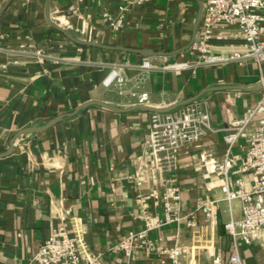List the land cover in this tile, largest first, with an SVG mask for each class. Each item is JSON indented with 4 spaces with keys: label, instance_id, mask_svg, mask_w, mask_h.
<instances>
[{
    "label": "crops",
    "instance_id": "crops-1",
    "mask_svg": "<svg viewBox=\"0 0 264 264\" xmlns=\"http://www.w3.org/2000/svg\"><path fill=\"white\" fill-rule=\"evenodd\" d=\"M8 1L0 7V154L10 150L21 131L67 116L45 131L19 136L13 152L0 157V264H28L62 224L64 210H70L68 229L80 237L83 249L103 253L102 264H125L114 247L123 236L146 227L137 217L135 198L152 184L146 177V183L137 185L130 176L144 163L156 113L80 108L91 101L129 108L137 102L131 93H146L147 104L155 107L199 96L195 102L210 110L217 131L185 149L175 173L183 190L181 213L193 214L197 226L171 223L149 236L164 246L180 242L186 251L180 264H214L217 254L222 264H234L235 245L225 225L242 218L241 201L222 199L207 165L226 152L225 129L259 101L264 87L246 89L260 84V71L254 61L180 70L141 67L145 59L159 67L195 61L190 44L203 0H150L144 5L50 0L51 19L75 38L132 51L74 43L48 23L46 0H11L4 9ZM121 6L125 27L115 31L104 13L117 17ZM236 43L241 40L213 42L217 52L230 51ZM36 50L46 56L43 63ZM120 68L127 78L123 95L111 82L113 70ZM246 140L239 139L235 154L245 155ZM238 177L247 187L252 183L250 173H233L232 186ZM210 198L220 200L212 223L197 210ZM151 213L164 217L162 207L151 206ZM238 251L243 264H264V232L251 245L240 241ZM134 261L162 264L158 254L143 249L135 252Z\"/></svg>",
    "mask_w": 264,
    "mask_h": 264
},
{
    "label": "built area",
    "instance_id": "built-area-1",
    "mask_svg": "<svg viewBox=\"0 0 264 264\" xmlns=\"http://www.w3.org/2000/svg\"><path fill=\"white\" fill-rule=\"evenodd\" d=\"M148 2L150 0L130 1L134 5ZM2 3L3 0H0V7ZM71 10L75 8L71 7ZM119 10L117 17L110 12L104 13L105 21L115 31L125 27V7L121 6ZM233 38L241 40V43H236L227 52L215 50L213 42L223 43ZM190 50L195 57L193 62H175L159 67L145 59L141 67L180 70L196 65H243L254 61L261 74L260 83H264V0H203L201 25ZM35 54L39 62L45 61L46 56L40 50H36ZM111 82L119 87L120 95H123L127 78L121 68L113 70ZM131 96L137 100L133 105L147 104L149 100L146 93H131ZM225 130L226 152L220 159L209 161L207 170L215 178V185L221 188L223 200L229 203L241 201L242 218L231 220L225 229L235 245L231 262L243 264L238 243L251 245L264 232V90L256 105L249 107ZM216 131L210 110L201 103H191L166 114H154L144 163L139 164L137 173L130 176L137 185L146 183V177L152 184L148 192H139L135 198L140 210L137 217L145 221L146 227L123 236L114 247L123 254L125 264H135L134 254L138 249H143L148 255L158 254L162 264H180L186 252L180 242L164 246L152 240L149 234L171 223L185 222L190 228L197 226L193 214L187 217L181 213L183 190L175 173L180 167L184 150ZM241 137L247 139L244 156L234 153ZM233 173H250L252 183L247 187L244 178L238 177L232 186ZM219 201L216 198L207 199L198 205L197 210L202 211L209 222H216ZM151 206L162 207L164 217L152 214ZM70 218V210H64L62 224L52 230L28 264H102L103 253L87 252L81 245L80 237L70 234L67 225ZM214 264H222L220 254L216 255Z\"/></svg>",
    "mask_w": 264,
    "mask_h": 264
},
{
    "label": "water",
    "instance_id": "water-1",
    "mask_svg": "<svg viewBox=\"0 0 264 264\" xmlns=\"http://www.w3.org/2000/svg\"><path fill=\"white\" fill-rule=\"evenodd\" d=\"M11 0H9L4 9L8 6V4L10 3ZM200 12L199 15L197 17L195 26H194V33H193V38L191 41L190 46L195 42L196 37H197V30L199 27V23L201 21L202 18V10H203V3L200 1ZM45 15H46V19L48 21V23L55 28L56 30L62 32L66 37H68L71 41H73L76 44L79 45H83V46H92V47H98V48H104V49H118V50H125V51H132L131 49H127V48H119V47H113V46H107V45H102V44H98V43H94L91 41H82L79 40L77 38H75L74 36H72L67 30H65L64 28L58 26L55 22H53V20L51 19V7H50V0H46V6H45ZM189 46V47H190ZM145 55H151L152 53L150 51H140ZM264 87V83H260L259 85H257L254 88H250V89H246V90H261ZM199 96L197 97H192L190 99H187L185 101H181L179 103H175L173 105H169L166 107H155L152 105H148V104H136L133 105L132 107L129 108H120V107H115L113 105H110L108 103H104V102H100V101H91L86 103L85 105H83L81 109L86 108L88 106H101L105 109H108L110 111H114V112H118V113H125V112H130V111H135V110H142V111H147V112H152V113H156V114H166L172 111L177 110L180 107L186 106L188 104H191L193 102H195L197 100ZM67 115H61L56 117L55 119H53L52 121H50L47 125L41 127V128H36V129H25L23 131H21L20 133H18L11 141V147L10 150L5 153V154H0V157L2 156H6V155H10L13 152V149L15 147V141L16 139L23 135V134H27V133H38V132H42L45 131L49 128H51L53 125H55L58 121L62 120L63 118H65Z\"/></svg>",
    "mask_w": 264,
    "mask_h": 264
}]
</instances>
